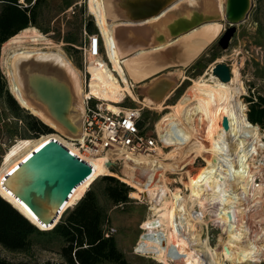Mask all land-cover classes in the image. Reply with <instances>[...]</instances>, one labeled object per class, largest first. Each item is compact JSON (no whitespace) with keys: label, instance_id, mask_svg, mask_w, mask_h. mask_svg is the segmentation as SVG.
Listing matches in <instances>:
<instances>
[{"label":"bare ground","instance_id":"6f19581e","mask_svg":"<svg viewBox=\"0 0 264 264\" xmlns=\"http://www.w3.org/2000/svg\"><path fill=\"white\" fill-rule=\"evenodd\" d=\"M123 1L124 0H115L114 8L116 7L118 11L114 10L113 17H118L120 15L122 18H125L124 20L126 21L108 18L106 14V0H94V4L96 14L98 15V26L107 38L110 59L115 69H118V73H120L119 75L123 78L125 83H120L119 78L111 69H105L107 65L105 66L103 59L92 57L90 61L87 62L90 63L89 72L90 74L92 73L90 77V89L98 96L107 99L106 102L110 109H117L111 101L117 102L120 101L125 94H134L130 87L129 77H132V80H136V82H140L157 72L149 77L151 81L146 84L145 88L153 87V89L150 90V93L146 94L147 98H144L145 100L143 102H145V105H154V107L160 108L162 107L161 104L163 99L170 96L167 95L168 91L177 85V77L174 71L161 74H159V72L168 66L175 65L176 63L183 65L196 58L197 52L205 46V41L214 37L220 30L219 28L223 21H227V0H173L172 3L163 7L159 13L141 19L131 17L126 7L123 5ZM156 1L163 3L164 0ZM40 38L46 39V35L38 31L34 26L24 28L19 35H15L11 38L10 41L17 42L18 44H15L16 47L10 51L5 61L8 69L7 76L10 80V88L21 106L30 110L47 124H50L55 130L73 135L68 132L63 124L52 116L47 105L36 97L34 91L29 86L28 78L33 73L47 71L68 84L71 93H73L69 118L78 125V129H80V121L84 112L82 99L85 94L83 78L73 62L66 57L64 52L61 50H54L48 42V44H46L47 47H37L36 45ZM27 39L34 41L36 45L21 44ZM71 76L76 79L75 87ZM183 78H185V75H182L181 79ZM228 82L229 80H219V78L212 73L211 66L209 70L206 71L205 75L193 79L194 87L192 94L187 100L181 101L176 110V115L191 127H193V121L196 116L205 119L207 126H205L207 128L205 131L207 135H209L210 125L213 124L214 128L216 124L210 112L216 113L221 118L218 130L216 132L211 131L212 137L211 135L208 136L211 138L213 146L211 144L210 148H206L201 138H197L189 143L193 135L187 142L189 145L183 150L185 152L194 149V153H189L190 155L186 158L183 156L184 154L180 153L174 158H169L171 161H167L179 163L181 158H184L179 164L181 165L179 168H185L187 164L194 161L196 155H204L210 152L208 157L204 155L208 165L206 167L201 166V168L193 174L194 176L189 175L190 170L188 167L180 172L188 175L186 179L187 183L185 184L190 188V198L197 197L199 200L205 199L209 201L210 199H216L218 196L220 197V194L217 193L222 191V201L224 204H227V202L231 201V194L230 196L225 195L226 188L224 189V185L227 181L229 182L227 177L230 168L234 171L233 176L238 178L240 175V177H245L246 180L250 182L246 163L248 151H243L245 143L252 140L253 144H256V146H254L256 149L257 146L261 148L264 145V142L260 141L261 133H259L258 128L249 129L250 132L244 130L243 119L237 112V109L240 107L233 99L232 88ZM134 97L136 99V95H134ZM224 116L229 120V126L227 128L223 125ZM167 127L165 125V127H162L163 129H160V136L167 143V147L170 145L172 148H175L172 150H180L181 147L174 142L173 136H170L171 139L168 137L169 133L166 134L167 131L165 128ZM194 127L197 129L196 120L194 122ZM175 132L177 133L176 128ZM32 139L43 143L46 137L43 135L42 138ZM60 139L68 144L71 150L74 149L70 143L63 140L61 137ZM229 141H231L233 149H235L237 153L240 152L238 158L239 163L243 166L242 168L236 169V165L233 164L232 161L228 162L229 165H225L223 162L217 163L220 155L223 158L228 156L225 149L230 151ZM196 145L200 146L197 151L195 150L198 149L195 148ZM185 146L186 145H184V147ZM10 148L8 152L12 155L11 159L15 160L12 162L14 164L20 165L33 157L32 151L34 147H32L29 140L18 139ZM167 154L168 152L165 154V157ZM208 159L211 160L208 161ZM128 162L129 168L125 170L129 177H133L136 174L144 176L149 165L153 162V157L133 156L129 158ZM93 168L89 176L74 187V190L67 198L65 204L75 205L92 182H94L101 173H104L107 167L102 164V159H98L94 161ZM130 168H135L134 174L130 172ZM170 168L171 166H166L165 162L154 166L153 170H156L154 175L157 172L163 171L160 174L162 182H159L160 178H155L151 172L147 178H142L145 182L141 184L136 183L140 191H144L152 197H154L155 189L160 188L161 196L163 197L160 207V216H150L144 223V227L146 226L150 229L143 233L154 234H152L151 237L149 235H144L136 245V249L145 255L154 256L159 261H165L166 257H169L168 248L170 247V251H172L177 247L178 256L176 255L175 258L181 261L180 264H183L182 260L185 261V264H200L199 260H202V263L205 264L203 258L198 254L197 248H200L207 258V264H222L225 257L224 254L223 256L222 254H217L212 245L207 241L199 240V232L195 231V227L192 225L190 218L185 216V218H180V221H178L177 215L180 210L182 212L185 207L184 204L180 206L177 205L181 196L179 195V190L172 193L170 192L173 198L166 193L169 190L165 188V178L168 177H166L167 172L164 173V170L166 171ZM191 177H198L192 182L193 184L191 183ZM248 182L245 183L246 186L249 185ZM10 191L13 194V190ZM138 193L139 191L136 189L131 191L132 196L138 195ZM231 211L232 213L238 212L236 209H231ZM221 218L226 220L228 218L227 213L222 215ZM41 226L40 228H42ZM47 227L48 226L45 225L44 229ZM156 227L157 229H154ZM180 227H184L185 231L183 230V232H180ZM247 228H249V226H247ZM262 233V229L255 231L254 235L255 237L257 236L256 239L261 238ZM245 235L249 237L247 234ZM251 236L253 235L251 234ZM228 247H230V245H228ZM238 248V251L232 253L233 255H230V257L234 258L235 262H240L242 264L245 259H251L254 262L257 261L260 257V255L257 254H259L262 245L259 243L257 245L256 243L252 248H248L247 244H241ZM170 264L172 263L170 262Z\"/></svg>","mask_w":264,"mask_h":264},{"label":"rangeland","instance_id":"374dc122","mask_svg":"<svg viewBox=\"0 0 264 264\" xmlns=\"http://www.w3.org/2000/svg\"><path fill=\"white\" fill-rule=\"evenodd\" d=\"M127 1L128 0L123 1L124 6L126 5ZM172 1L173 0H166L159 7L156 13H159V11L163 7H165L167 4L172 3ZM18 5L23 7L25 5H28V2L27 0H19ZM114 6L115 0H106V14L108 18L112 20L116 18L126 21L124 20L125 18H122L120 15L118 17H113L114 10L118 11L116 10V7L114 8ZM37 12L38 16L36 22L31 21L28 24L24 25V27L18 28L13 33L9 34V37L0 46V69L5 80L4 89H6L11 95H13L16 100L17 98L10 88V80L7 76L8 69L5 62L10 51H12V49L15 48L18 44L17 42L10 41L13 36L19 35V33H21V31L26 27H36L38 31H41L46 35V39L40 38L37 45L34 43V41L29 39L25 40V43L23 42L21 44H34L33 46L36 45L37 47H47L46 44L49 43L54 50H61L62 52H64L66 57L73 62V64L81 74L86 65V63H84L82 50L79 48V46L84 43L86 39L85 33L83 32L85 23H89L92 21L93 25L91 31H95L98 29V15L96 14L94 0H39ZM248 13L249 14L245 19L236 23L237 29L235 31V34L230 39L227 48H224L222 44L218 43L220 36L224 31L227 30L226 28L229 25L227 21H223L221 25L219 24L220 30L218 31V33H216V35L212 37L213 39L210 38L205 41V46H203L200 51L197 52L196 58L191 60V62L183 65L176 63L175 65L168 66L162 69L161 72H159V74L172 71L176 72L177 84L178 78H181L182 75H185V78H183L184 81H182V79L181 81L179 80V84L168 91L167 95L170 96H167L163 99L161 104L162 107L157 108L154 107V105H145V102H143L147 98L146 94L150 93V90L153 89V87L145 88L146 84L151 81V78L149 77L156 74L157 72L146 77V79L142 80L143 82H136V80H132L135 86V91L139 93V97L137 98L136 92L133 91L134 94L131 93L130 95L132 96L125 97V99L122 101V105H141V103L143 102L145 108L142 114V124L149 125L150 128L157 127L159 131L160 129H163L162 127H165V125L166 127L168 126L167 128H165L167 131L166 134L169 133V136H167L170 137L172 135L174 142L179 145L181 149L187 148V146L189 145L187 144V142L193 135L194 136L189 143L193 142V140L197 138L202 139L203 137L204 139H202V141L203 143H205V147L210 148L211 144L213 146V142L208 136L211 135V131L216 132L218 130L219 124L221 123L220 116H218L214 112H210L211 116H213L214 120L216 121V124L214 128L213 124L210 125L209 135H207V132L205 131L207 129L205 119L196 116L193 121V127H191L176 115V110L181 101L187 100L188 97L192 94V90L194 87L193 79H196L201 75H205L206 71L209 70V68L215 63L225 62L230 66V70L232 73V78L229 80L228 84L232 88L233 99L240 107L237 109V112L238 115H240L243 119L245 128L244 130L250 132L249 129L258 127L264 128V125H262L259 121L253 119L251 120L250 118L248 119V112L250 110L252 100L257 101L258 98L264 97V0H253V4L249 7ZM86 29L89 31L88 26H86ZM69 36L74 37L75 41L69 42ZM109 61L110 64H107L103 60L105 66L107 65L105 69H111L114 73H117L119 75L120 73H118V69H115L112 60L109 59ZM87 65L89 69L90 63H88ZM71 79L75 87L76 79L74 77L72 78V76ZM132 82L129 79L131 88ZM134 95H136V99ZM143 97H145V99H143ZM18 104L21 110L10 107L6 100V96H4V93L0 91V194H2V196L7 198L12 204L18 207V209H20L22 212H24L26 215H29V217H32L36 221L35 217L26 208V205L10 191L13 190L10 186V183L13 180V175H11L12 173L8 176H5L7 172H9L10 170H15V168L18 166L17 164L12 163L15 160L11 159L12 155L8 152L11 149L10 147L13 146V144L16 143L18 139L27 141L29 140L30 144L34 148H38L42 144L38 141H35V139H32L38 137L32 136L26 125L25 115L27 113H30L32 115L34 114L30 110L21 106L19 102ZM34 116L37 117L36 115ZM38 119L41 120L40 118ZM195 120L197 122L198 130L194 127ZM43 122L46 123L45 121ZM48 125L51 126L50 124ZM175 128L177 133L175 132ZM44 137H46L45 141L50 138L60 139V137L57 135H44ZM184 145L186 146L184 147ZM199 147L200 146L196 145L195 148L198 149L195 150H199ZM172 149L175 148L164 147L163 151H165V153L170 150L165 158H174L175 156H178L179 151H182L181 149ZM193 150L190 149L185 151L184 157L186 158L188 155H190L189 153L191 152L193 154ZM209 154L210 152L205 153L207 157ZM209 160L211 159H208V161ZM164 162L166 166H171L172 164V162H167V160ZM200 164L201 161H196L194 162V164L185 166V168L188 167L190 170L189 175L194 176L193 174L196 173L198 167L201 166ZM120 167L121 168H119L118 171L114 172L118 173V175H120L121 177H125L128 179L129 177L123 174V171L126 172V170L124 169L125 167ZM185 168L181 169L179 171V174L172 172L166 173V177L168 178H165V188H168L169 190L168 183L172 188L175 185H177L176 187H178L177 180L181 179L182 177L183 182L187 183V174L180 173L182 170L184 171ZM107 170H109L108 167ZM102 174L104 173H101L96 178V180L92 182L89 188L94 187L102 204L107 206L108 213L110 215V224L115 229L114 234L116 237V241L118 242L120 249L123 250L125 257H127L128 263L170 264L171 262L172 264H180L181 261H174L172 259H169V257L175 258V256L178 255L177 247L174 248L176 249L175 253L170 251V247L168 248L169 257H166L165 261H159L152 255H145L140 251L135 250L136 244L139 243L144 235H149L151 237L152 234H154L143 233L146 227H144V223L152 215V211L150 210V206L152 204L150 201L151 199L143 198L142 196L141 199H130L128 202H125L124 204L119 206L112 203L108 200V198H106V196L103 195L101 191L102 184L99 183V180ZM197 178L198 177H191V183L194 182ZM134 189L137 190V188ZM73 206L74 205L65 204L63 206V209L68 210ZM36 222L38 223V221ZM157 222L159 223L158 220ZM41 227L44 228V226ZM154 229H157V227ZM216 235L217 237L220 236V238L223 236L221 232H216ZM214 240L215 239H211L210 242L215 243ZM62 245V240L51 238L48 235L45 236L34 234L32 236L31 246L28 249L12 251L0 244V255H3L4 257L14 262L26 261L30 264H52L60 263L63 261L64 264H67L60 254ZM182 263L185 264V261L182 260ZM199 263L203 264L202 260H199ZM263 263L264 259L255 264ZM102 264L117 263L107 261Z\"/></svg>","mask_w":264,"mask_h":264},{"label":"built area","instance_id":"2783aa9c","mask_svg":"<svg viewBox=\"0 0 264 264\" xmlns=\"http://www.w3.org/2000/svg\"><path fill=\"white\" fill-rule=\"evenodd\" d=\"M83 32L85 33L86 39L79 48L82 50L84 63H86V65L83 72H81L85 94L82 98L84 112L80 121V130L76 135H68L54 129L59 137L74 147L73 150H71L70 146L61 139H54L63 142L72 154L74 153L81 159L85 160L92 168L95 160L102 159V164L111 170L108 172L109 174H114L117 178L126 182L131 186L132 191L134 188H137L139 191L138 195L132 196L131 190L129 191L128 195L130 199H141L142 196L143 198H150L152 203L150 206V210L152 211L151 216L158 217L161 213L160 207L161 202L163 201L161 189H155L154 197H152L144 191H140L136 182L140 184L145 182L142 178H147L151 172L154 175V172L156 171L153 170L154 166L164 163L166 160L171 161V159L165 158L167 152L165 153V151H163L164 147H167V143L160 136V131L157 127L150 128L149 125L142 124V114L145 108L143 102L141 105L124 106L122 105V101L125 97L132 96L130 94H125V96L122 97V100L117 102L111 101L117 109H110L106 102L107 99H104L91 91V74L87 62L90 61L92 57H96L101 58L107 64H110L108 54L109 47L107 45V38L99 26L95 31H88L86 26H84ZM115 75L119 78L120 83H125L120 75L116 73ZM258 131L261 133L260 141L264 142V128L258 127ZM202 139L204 138L202 137ZM252 144V140L248 143L246 142L243 149V151H248L246 163L250 182H248L245 177H240V175L238 178L233 176L234 171L230 168L227 177L229 182L227 181L224 185V189L226 188L225 195L230 196L231 194V201L227 202V204H224L222 201V191L217 193L220 194V197L218 196L216 199H210L209 201L205 199L199 200L197 197H189L190 188L183 182V177H180L182 180H177L178 187L175 185L172 188L167 182L169 190H171L170 192L179 190V195L181 196L177 205L180 206L184 204L185 207V209H183L182 212L180 210L177 215L178 221H180V218H185V216L190 218L192 225L195 227V231L199 232V240L207 241L212 245L217 254H222V256L224 254L225 257L222 264H241L240 262H235V259L230 257V255H233L232 253L238 251V247L241 244H247L248 248H252L256 243L257 245L258 243L262 245L259 254H257L260 255L257 261L254 262L251 259H245L242 264H255L264 259V145L261 148L257 146L256 149L254 148L256 144ZM168 147L172 146L169 145ZM229 149L230 151L225 149L228 156L223 158L220 155L217 163L223 162V164L229 165L228 162L232 161V163L236 165V169L240 167L242 168L243 166L239 163L238 158L240 152L237 153L236 150L233 149L231 141H229ZM181 150L182 151H179V154L180 152L185 154L184 150ZM169 151L170 150H168V152ZM204 155H196L194 161L190 164H194L196 161H201L200 165L206 167L208 164ZM133 156H147V158L148 156H152L153 162L149 165V168L146 171V173H148H145L144 176L136 174L133 177H129V175L123 171V174L128 176V179L131 180V182L114 171H118V169L121 168L120 166L125 167L124 169H128L129 158ZM183 160L184 158H181L179 163H173L174 161H172L171 168L166 171L164 170V173L172 172L179 174V171L183 169L179 168L181 167L179 164ZM188 165L189 164L186 166ZM201 166H199L198 169H200ZM129 170L134 174L135 168H130ZM162 172L163 171L157 172L154 175L155 178H160V181L158 180L159 182H162L160 176ZM246 182H248L249 185L246 186ZM170 192L167 191L166 193L168 196L172 197ZM120 204L122 205V202H120ZM231 209H236L238 212L232 213ZM226 213L228 218L223 220L221 216ZM247 226H249V228H247ZM180 228V232H183L184 227ZM149 229V227H145L144 232ZM259 229H262L263 231L261 235L262 237L256 239L257 236L255 237L254 232ZM112 230H115L114 227H112ZM216 232H221L223 236L221 238L220 236L217 237ZM251 234L253 236H251ZM211 239H215V243L210 242ZM228 245H230V247H228ZM136 247L137 246H135V250H137ZM197 250L198 254L203 258V262L207 264V258L205 257L203 250L200 248H197ZM171 252L175 253L176 249ZM169 259L180 261L173 257H169Z\"/></svg>","mask_w":264,"mask_h":264},{"label":"trees","instance_id":"16d2710c","mask_svg":"<svg viewBox=\"0 0 264 264\" xmlns=\"http://www.w3.org/2000/svg\"><path fill=\"white\" fill-rule=\"evenodd\" d=\"M38 1L27 0L28 5L22 7L18 5L19 0H0V46L9 34L31 21L36 22ZM92 25V21L85 23L89 31L92 30ZM68 41L74 42L75 38L69 36ZM4 86L5 80L0 69V91L6 96L10 107L20 109L15 97L4 89ZM25 118L32 136L41 138L43 135H57L51 126L34 115L27 113ZM249 118L264 125V97L258 98L257 101L252 100L248 112ZM108 172L110 171L106 168L99 180L102 184L103 195L118 206L121 205L120 202L122 204L128 202L131 186ZM6 199L0 194V244L7 249L12 251L28 249L34 234L48 235L63 241L60 254L67 264H102L107 261L129 264L116 241L115 230H112L110 224L108 208L102 204L94 187L87 189L72 208L66 209L55 226L46 229L37 227ZM0 264L30 263L14 262L0 255ZM52 264H64V262Z\"/></svg>","mask_w":264,"mask_h":264},{"label":"water","instance_id":"95a60500","mask_svg":"<svg viewBox=\"0 0 264 264\" xmlns=\"http://www.w3.org/2000/svg\"><path fill=\"white\" fill-rule=\"evenodd\" d=\"M127 2L125 6L129 15L136 19L156 14L163 4L156 0ZM252 4L253 0H227L226 16L229 25L218 40L224 48L228 47L230 39L235 34L236 23L248 16ZM212 73L219 80L228 81L232 78L230 66L225 62L215 63L212 66ZM28 80L36 97L47 105L52 116L63 124L69 133L78 134L80 130L78 125L69 118L73 93L68 84L47 71L33 73ZM223 125L226 128L229 126L226 116L223 117ZM32 154L31 159L18 165L15 170H10L5 176L12 173L13 180L10 185L13 194L26 205L39 224L18 210L37 227L40 228L41 224L52 228L60 221L65 211L63 206L74 187L85 180L93 168L85 160L72 154L63 142L54 138L43 141L38 148H34Z\"/></svg>","mask_w":264,"mask_h":264},{"label":"crops","instance_id":"0c3cea01","mask_svg":"<svg viewBox=\"0 0 264 264\" xmlns=\"http://www.w3.org/2000/svg\"><path fill=\"white\" fill-rule=\"evenodd\" d=\"M129 77V76H128ZM130 78V81L132 82V77H129ZM182 78V77H181ZM181 78H178V84H179V80L181 81ZM182 81H184L183 79H182ZM177 84V85H178ZM135 86H134V83L132 82V89H133V91H135V88H134ZM136 92V91H135ZM136 94H137V96L139 97V93H137L136 92ZM145 97H143V99H144Z\"/></svg>","mask_w":264,"mask_h":264}]
</instances>
